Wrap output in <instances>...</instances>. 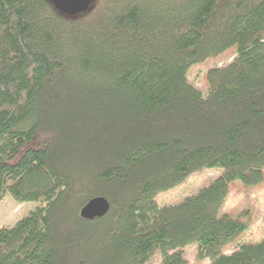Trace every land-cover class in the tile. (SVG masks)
Masks as SVG:
<instances>
[{
	"label": "trees",
	"instance_id": "obj_1",
	"mask_svg": "<svg viewBox=\"0 0 264 264\" xmlns=\"http://www.w3.org/2000/svg\"><path fill=\"white\" fill-rule=\"evenodd\" d=\"M236 47L207 71L191 67ZM196 194L159 205L191 174ZM264 180V0H0V202H37L0 224V264H264V237L221 213L230 184ZM94 197L110 204L86 219Z\"/></svg>",
	"mask_w": 264,
	"mask_h": 264
},
{
	"label": "rangeland",
	"instance_id": "obj_2",
	"mask_svg": "<svg viewBox=\"0 0 264 264\" xmlns=\"http://www.w3.org/2000/svg\"><path fill=\"white\" fill-rule=\"evenodd\" d=\"M236 47H231L216 57H211L191 67L188 72L189 81L202 91L207 90V71L216 66H224L234 57ZM221 168L204 169L191 174L183 183L157 195L159 205L174 204L187 196L196 194L202 187L220 176ZM230 191L222 207L221 213L244 216L250 219L249 228L234 242L228 244L226 252L234 250L242 242L256 243L264 237V180L257 186L246 187L240 181L230 184ZM38 205L37 202H19L12 195L6 194L0 202V224L5 227L14 226ZM188 264H210L211 260L197 258V244L184 248ZM162 256H154L148 264H161Z\"/></svg>",
	"mask_w": 264,
	"mask_h": 264
},
{
	"label": "water",
	"instance_id": "obj_3",
	"mask_svg": "<svg viewBox=\"0 0 264 264\" xmlns=\"http://www.w3.org/2000/svg\"><path fill=\"white\" fill-rule=\"evenodd\" d=\"M58 11L67 16H76L86 12L94 0H51ZM110 208L109 202L104 197L90 199L81 209V215L86 219L104 216Z\"/></svg>",
	"mask_w": 264,
	"mask_h": 264
}]
</instances>
